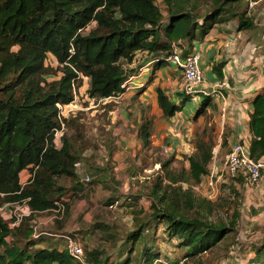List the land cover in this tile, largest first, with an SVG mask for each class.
Wrapping results in <instances>:
<instances>
[{
    "label": "trees",
    "instance_id": "16d2710c",
    "mask_svg": "<svg viewBox=\"0 0 264 264\" xmlns=\"http://www.w3.org/2000/svg\"><path fill=\"white\" fill-rule=\"evenodd\" d=\"M162 2L164 10L157 0H0L2 203H21L28 198L27 205L34 213L49 211L56 200H62L68 214L69 202L64 195L70 186L80 185L76 168L81 153L65 136L57 147L53 128L58 125L57 103L68 104L74 99L73 86L81 75L89 77L91 97L118 95L123 91L125 77L137 69L125 64L135 61L138 51L147 52L153 60L150 79L176 47L182 55L189 53L193 40L219 23L236 17L241 29L254 26L246 12L240 11L245 0ZM91 24L94 26L89 27ZM48 54L58 60V79L46 77L51 70L45 65ZM222 65L215 66L220 76ZM156 91L163 113L173 116L179 106L162 88ZM249 129L250 155L255 160L262 159L264 90L253 100ZM212 150L213 142L199 137L196 150L186 157L188 167L169 169L171 159L162 163L165 177L159 175L154 180L147 195L151 200L149 208L131 209L133 228L126 234L118 254L122 260L117 264H153L159 258L155 236L151 235L157 229L153 223H163L169 239H177L176 246L187 248V255L218 247L228 235L238 234V214L229 222L208 220L198 209L205 208L210 200L182 185L204 180ZM24 169L32 174L25 185L20 179ZM62 178L73 181L67 187L60 181ZM236 180L245 183L243 175ZM125 201L122 205L136 206ZM32 232L24 226L11 227L0 214V264H79L67 249H33L37 240L32 238ZM101 255L97 247L87 252V264H108V257Z\"/></svg>",
    "mask_w": 264,
    "mask_h": 264
},
{
    "label": "rangeland",
    "instance_id": "374dc122",
    "mask_svg": "<svg viewBox=\"0 0 264 264\" xmlns=\"http://www.w3.org/2000/svg\"><path fill=\"white\" fill-rule=\"evenodd\" d=\"M157 2L164 10V3L162 2V0H157ZM249 7L250 6H247L244 2L240 8V11L243 10L247 14V9H249ZM250 13L253 15L251 10ZM254 14L255 16H257L256 12ZM231 19L232 17L228 20L229 22L225 21L219 23V28H226V25H228L226 24L227 22L229 24H232ZM258 22L260 24L259 20L256 23ZM262 22L263 24L261 25L254 24L252 28H248L247 31L244 30L245 33L244 35H242V37L245 40L247 38L254 39V43H256V45H263L264 48V38L262 37V34L264 33V21ZM93 26L94 24L89 25V27ZM14 49H17V47H14ZM149 57L150 56L147 54V52L138 51L135 61H133L129 65L125 64V66H128L129 69H136L142 63H145L146 59ZM165 63L167 65L170 64L166 61ZM45 65L51 69L46 74L47 79H58L61 75V72L58 70L59 63L56 57L52 54H48L45 59ZM149 72L145 76V86L138 91L135 90V92L137 93L131 94V90H128L124 91L123 94L106 97V99L103 100H100L96 97H91L89 95V77L81 75L80 78L75 82V92H73V95L78 108L75 110V112L70 113L67 116L65 121L66 129L64 130V136L69 140L73 149L78 150L81 153L80 161L82 164H79L77 166V169H82L83 172L85 170L89 173V170L91 169L97 172H101V168L109 167V169H112V174L114 172H116L117 174L116 176H112L120 180L121 183L122 180L124 181V184L122 186L121 183L118 182L115 183L116 187L110 186L109 188H106V191L108 193L110 191L109 195H112V201L106 203L103 202L105 201V199L101 198V194L103 193L105 187H102L99 191V194L97 195L96 191H94L93 199L91 198L90 188H92L93 185L97 183L94 180L95 178H91L88 181L85 180L84 182H82V185H85L84 188L86 189H82L81 193L75 194V196L73 197L71 194L70 200L67 198L69 190V188H67L68 190L64 195V198L69 202V213H65L61 219L53 218V213L51 211L40 213L34 212L30 215L25 216L21 223L16 227H28L31 228L33 232L34 228L37 229V231L39 232L38 237H34L33 233L31 234L32 238H34L35 240H38L40 237H48L47 234H50L48 233V231L56 232V234H50L53 236H51L50 238L52 239L49 240L57 242L58 246H60L62 249H66V239L62 236V234L71 233L72 236L82 242L85 253L97 247L102 251V254L104 255L102 256L103 258L108 257V264H117L121 262L122 256H119L118 254L122 252L121 249L122 247H124L126 234L129 230H131L132 224V217L129 212L130 208L122 205L123 200H126L125 202H132L133 204L136 203V206H132L134 208H138V206L142 204H147L146 201L149 198H144V196L149 194L154 180L159 175L165 177L166 171L162 170V163L165 162V160L171 159L172 162L169 165V169L180 170L183 167H186L188 163L186 159L187 153H183L182 150L185 147H194L195 149L198 139L197 136L199 134L196 132V130L199 128L198 124L195 125V130L194 127L192 129L186 127V131H182L184 137H182L183 139H180L181 148L170 150L168 149L166 142L161 144L159 143V141H162V139L157 131L155 134L156 137H152L151 135L156 129V125L154 124L155 114H153L151 117H146V120L148 122L147 127L150 131L149 136L151 135L148 138L147 143L145 140V142L143 143H146L145 146L141 147L139 150L138 147L134 148V151H131L134 155L127 157V161H129L130 164H134L135 167H129L127 170L125 168H120V165L118 163H112V161L115 160L114 152L118 148L116 138L122 135L120 129L124 126L121 120L116 119V117L120 116L121 114L118 109L122 106L126 108L128 115L132 119L134 110H130L129 107L140 105V94H145L147 97H150L148 96V94H154L156 86H162V80L156 79V76L154 74L149 79ZM180 92H177L178 96L176 97V99L183 100L186 95L183 94L182 91ZM129 93L130 95H127ZM202 97L203 95L198 96L196 99H194L192 96L186 97V104L189 107L192 105V108L190 113H186L183 111V113L181 114L182 116L179 117V119L192 122V118L196 114L197 107L201 103ZM215 109L217 110V108ZM137 111V114L141 112V110L138 109ZM211 112L213 113V111ZM210 120L212 121V118H210V114L208 112H205L200 120L201 125L205 124L202 137L213 142L214 146V144H216V142L218 141L216 134L217 126L214 123L212 125H209ZM134 129L135 127H128L126 136H135L133 135ZM191 132L194 133L193 136H190ZM177 140L178 139H176L175 141ZM245 141L251 144L249 140L245 139ZM123 144L126 145V143H122V146L120 145V148H128V145L127 147H123ZM108 160H111L110 164L113 166V168H110V166L106 164ZM119 163L122 164V160H120ZM130 164L128 166H130ZM115 167L117 168V171L114 169ZM78 179L80 178L78 177ZM60 181L67 187H69L73 180L69 178H62ZM163 181L166 182V180ZM182 185L184 186V188L191 187V183L184 182L182 183ZM244 186V188H237L235 187V183L233 181L221 183L216 194H213L211 192L207 193L209 196L212 195L211 199L208 198L210 200V204H205V208L199 207V212L206 216V218L212 222H229L230 220L235 218V214H238V229H246V226L250 223L247 217L252 215H250V209L247 211L243 208V204L245 203L244 191L248 189V186H246L245 184ZM255 187L256 186H249V188ZM112 189H117V192L113 191ZM195 192V194L199 196L205 197L206 195L204 189H202L200 192ZM122 195L126 197H122ZM135 197H137V201L135 200ZM2 200L3 197L0 196V205H2ZM148 201L151 200L149 199ZM111 204H113V206H111ZM23 205L25 206V204L20 203V206L22 208H24ZM91 208H93V212H102L103 214L108 213L110 217H116L115 219H112V217L110 219V223H113V228H115V235H113V237H106L107 234L103 235V233H101V239L105 240V242L103 241L102 243H99L95 246L92 245V242L86 240L85 235L80 236V234H85V231H80L81 233H79L78 230L73 229V223L75 222L76 225H79L81 217L78 218L77 216L76 220L73 222H71L72 217H70L72 211H75L74 214H79L80 212L86 213ZM14 211L15 205H8L0 210L2 218L6 220L10 225L14 220ZM163 225V223L152 224L153 228H157L155 231H152L151 235L155 236V244L160 254L159 258L153 261V264H246V258L250 250L246 241L245 243L247 245H245L244 243H240L241 238H237V234L228 235L223 241H221V245L218 247L213 246L208 251H204L197 255H187V248L176 246L178 240H170L167 233L163 230ZM256 235L257 238H250L252 242H256V239L259 238L260 233H257ZM238 240L239 244L238 246H236Z\"/></svg>",
    "mask_w": 264,
    "mask_h": 264
},
{
    "label": "crops",
    "instance_id": "0c3cea01",
    "mask_svg": "<svg viewBox=\"0 0 264 264\" xmlns=\"http://www.w3.org/2000/svg\"><path fill=\"white\" fill-rule=\"evenodd\" d=\"M245 3L247 6H250L249 9H247V17L251 18L255 25L259 24V22L256 23L258 20L260 21L259 25L263 24L264 1L245 0ZM250 10L252 11L253 15L250 13ZM255 12L257 13V16H255ZM228 22L226 23L228 24L226 25V28H219L220 24H218L210 29V31L203 37L193 40L191 49L197 50L201 54L200 63L204 73L203 86L212 92L211 95L202 97L201 103L197 107L196 114L195 116L193 115V121L190 122L188 120L183 121L179 119V117L182 116L181 114L183 111L190 113L192 108V105L189 107L186 104V97H184L183 100L176 99L178 96L177 92L182 91L183 86L181 70L174 64H169V66L164 63L163 65L157 67L154 72L156 79L162 80V86H156V89L157 87L162 88L169 98L175 104H177V106H179L178 110L173 116H166L158 103L156 90L154 91V94H148L150 97H147L145 94H140V105L129 107L130 110H134L132 119L128 115L126 108L123 106L119 108L118 110L121 114L120 116H117L116 119L121 120L124 126L120 129L122 135L116 138L118 148L116 147L117 149L114 152L115 160L112 161L113 164L118 163L120 168H125L127 170L129 167H135L134 164H130V162L127 161V157L134 155L132 153L134 148L138 147L139 150L141 147L145 146L148 138L151 135L152 137H156V131L160 134L162 139V141L160 140L159 143L161 144L166 142L167 147L170 150L181 148L180 139H183L182 137H184V135L182 134V131H186V127H189L190 129L194 127L195 130V125L198 124L199 128L196 130V132L199 134L197 137H202L205 124L201 125L200 120L203 114L208 112L210 114V118H212V121H209V125L214 123L217 126L216 134L218 141L213 146V156L209 163V173L204 176V179L210 175H214L215 178H219L220 184L223 182L233 181L235 183V187H245L238 180H230V178H228L226 174L225 161L227 153L235 142L239 141L240 139H246L251 142L249 121L250 114L253 112V100L257 94L263 92L264 90V48L263 45H256V43H254V39L247 38L245 40L242 37V35L245 33L244 30L247 31L248 29H241L239 27L240 23L236 17L231 19L232 24H229ZM262 37L264 38V33L262 34ZM220 63H223L222 67H219L222 72L221 76L215 69V66H218ZM130 93L135 94L137 92L131 90ZM130 93L127 95H130ZM99 99L103 100L106 98ZM215 108H217V110ZM137 109L141 110V112L138 114ZM198 110H200V113H197ZM211 111H213V113ZM153 114H155L154 124L156 125V129L149 136L150 131L147 127L148 122L146 117H151ZM128 127H135L133 133L135 136H126ZM191 135L193 136L194 133L191 132L190 136ZM176 139L178 140L175 141ZM145 140L146 143L143 144ZM122 143H126V145L123 144V147H127L128 145V148H120ZM61 145L62 144L58 143V147ZM195 150L196 148L194 149V147H185L182 151L183 153H187L188 156ZM120 160H122V164L119 163ZM262 160L264 161V156L262 157ZM79 162L82 164L81 161ZM110 163L111 160L106 162L110 168H113ZM129 164L130 166H128ZM186 167H188V163ZM101 169V172L91 169L88 173L85 170L83 172L82 169L76 168V172L80 178L78 179L80 185L76 186L75 188L70 186L67 198L70 200L71 194L73 197L75 194L81 193L82 189H86L84 188L85 185H82V182L85 181L86 176H89L90 179L95 178L94 180L97 182L92 188H90L91 198L93 199L94 191H96L97 195L99 194L101 188L105 187L103 193L101 194V198L105 199V201H101L105 203L111 202L112 195H109L110 191L108 193L106 188H109L110 186L116 187L115 183H121V181L114 177L117 174L116 172L112 174V169H109V167H103ZM114 169L117 171L116 167ZM29 175L30 171L28 169L22 170L20 173L21 182L25 181ZM123 184L124 181L122 180L121 186ZM255 186V188H249L248 186V189L244 191L245 203L243 204V208L247 211L250 209L249 212L252 216L247 217L250 223L246 226V229H238L237 234V238H241L240 243H244L245 245L248 244V248L250 250L246 258V264H264V166L262 168V177L259 183ZM112 190L117 192V189ZM123 196L124 195H122V197ZM144 198L149 197L146 195ZM148 200L146 201L147 204H142L138 207L148 209L151 203V201ZM111 206H113V204H111ZM128 208H130L129 212L132 217V229L133 213L131 209L134 207ZM46 211L48 212V210ZM74 212L75 211H72V214L70 215V217H72L71 222L75 221L77 216L78 218L81 217V220L79 221V225H76L75 222L73 223V229L78 230L79 233H81L80 231H85V234H80V236L85 235L86 240L92 242L93 246L98 245L103 241L105 242V240L101 239V233H103V235L107 234L106 237H113V235H115L113 223H110L111 217L112 219H115V216L110 217L108 213L103 214L102 212H93V208H91L86 213L80 212L79 214H74ZM48 233L56 234V232L51 231H48ZM257 233H260L259 238L256 239V242H252L250 238H257ZM50 234H47L48 237L46 238L40 237L39 240H37V245L32 248L36 249L40 247H48L63 250L64 248L62 249L60 246H58L57 242L49 240L52 239L50 237L53 236ZM11 239V237L8 238V240ZM20 243L22 242H19V244ZM238 244L239 240L236 246H238ZM102 256L104 255L102 254L101 257Z\"/></svg>",
    "mask_w": 264,
    "mask_h": 264
},
{
    "label": "built area",
    "instance_id": "2783aa9c",
    "mask_svg": "<svg viewBox=\"0 0 264 264\" xmlns=\"http://www.w3.org/2000/svg\"><path fill=\"white\" fill-rule=\"evenodd\" d=\"M166 62L174 64L181 70L183 78L182 92L187 96H192L196 99L198 96H209L212 94L207 88L203 86L204 73L201 67V54L197 50H191L189 53L182 55L181 49L177 47L174 51L168 55L165 59ZM153 60H147L145 63L140 65L134 72L129 73L123 82L121 87L123 91L136 90L143 88L146 84V75L151 70ZM73 92H75V85L73 86ZM58 113L57 120L58 125L53 128L54 132V142L58 147V143L62 144L64 138V130L66 129L65 121L70 113L75 112L78 108L76 100L73 99L68 104L57 103ZM80 163L78 162L77 166ZM264 166V161L262 159L255 160L250 155V144L245 141V139H240L235 142L229 152L226 155L225 168L226 174L230 179H236L240 175L245 178L246 186H255L259 183L262 177V168ZM32 174L27 177V179L21 182L25 185ZM85 180H90L89 176L85 177ZM220 186L219 178H215L214 175H210L205 178L201 183L192 184L191 188L194 191L200 192L202 189L205 190V197L211 199L212 195L209 196L207 193L211 192L216 194ZM27 199H25L23 204L24 208L20 206L19 202H4L0 205V210L8 205H15V211L13 212L14 220L11 223V227H15L21 223L23 218L32 213V210L27 205ZM49 211L53 213L52 217L56 219H61L66 213V204L62 200H56L55 206ZM33 236L38 237L39 232L34 228ZM66 239V249L71 254V256L79 262V264H87L86 253L84 246L80 240L72 236L71 234H62Z\"/></svg>",
    "mask_w": 264,
    "mask_h": 264
}]
</instances>
